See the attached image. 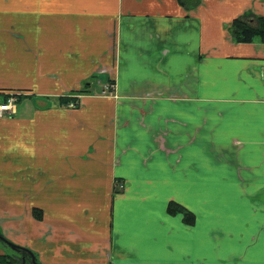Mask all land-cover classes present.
<instances>
[{
  "label": "crops",
  "instance_id": "1",
  "mask_svg": "<svg viewBox=\"0 0 264 264\" xmlns=\"http://www.w3.org/2000/svg\"><path fill=\"white\" fill-rule=\"evenodd\" d=\"M41 1L0 0V234L38 264H264V42L230 33L264 0Z\"/></svg>",
  "mask_w": 264,
  "mask_h": 264
},
{
  "label": "trees",
  "instance_id": "2",
  "mask_svg": "<svg viewBox=\"0 0 264 264\" xmlns=\"http://www.w3.org/2000/svg\"><path fill=\"white\" fill-rule=\"evenodd\" d=\"M178 2L182 6H187L193 3L192 0H178ZM256 22H257V26H253L252 23H250V21L246 19H239V18L234 19L231 23V28H230L232 39L237 43H251L255 40L264 42V18H258ZM8 99L9 98L5 99V101ZM168 213L170 215H174L175 213H182L185 216V220L187 222L189 221L190 218H192L189 212H187L185 209L173 203L169 204ZM34 214L37 218H39V214L37 211H35ZM21 252H22V256L25 257L24 264H31L29 259L33 255L24 249H21ZM15 263L16 260H13L12 257L9 255L0 256V264H15Z\"/></svg>",
  "mask_w": 264,
  "mask_h": 264
},
{
  "label": "built area",
  "instance_id": "3",
  "mask_svg": "<svg viewBox=\"0 0 264 264\" xmlns=\"http://www.w3.org/2000/svg\"><path fill=\"white\" fill-rule=\"evenodd\" d=\"M114 90L113 84H108L105 86L103 93L104 94H111ZM4 104L0 105V117L3 114H13L15 111V105L17 103V99L15 96L9 97L8 100L3 102Z\"/></svg>",
  "mask_w": 264,
  "mask_h": 264
},
{
  "label": "rangeland",
  "instance_id": "4",
  "mask_svg": "<svg viewBox=\"0 0 264 264\" xmlns=\"http://www.w3.org/2000/svg\"><path fill=\"white\" fill-rule=\"evenodd\" d=\"M41 2H43V0L41 1ZM14 4V3H13ZM11 12H14V11H10V13ZM8 19H10L9 20V23L10 22H12L13 24H16L17 25V23L19 22V20H21L22 19V17L21 16H10V18L8 17ZM107 86V85H106ZM96 88H100V85L98 84V85H96ZM103 91H104V88H103ZM17 99V98H16ZM18 101V100H17ZM4 104V103H3ZM2 105V104H1ZM16 106V105H15ZM69 106L71 107V108H74V107H76V103L75 102H71L70 104H69ZM0 250H3L4 251V253H6V254H14L8 247H6L1 241H0ZM16 258V257H15Z\"/></svg>",
  "mask_w": 264,
  "mask_h": 264
},
{
  "label": "flooded vegetation",
  "instance_id": "5",
  "mask_svg": "<svg viewBox=\"0 0 264 264\" xmlns=\"http://www.w3.org/2000/svg\"><path fill=\"white\" fill-rule=\"evenodd\" d=\"M6 247H8L2 240H0ZM9 248V247H8ZM10 249V248H9ZM11 250V249H10ZM14 254H6V253H4V251L3 250H0V256H5V255H9V256H11L12 257V259L13 260H16V263L15 264H21V262H22V259H24L25 260V257L24 256H22V252H21V250L20 251H13V250H11ZM14 257H16V258H14ZM29 261H30V263H31V258L29 259ZM37 263V262H36ZM32 264V263H31ZM38 264V263H37Z\"/></svg>",
  "mask_w": 264,
  "mask_h": 264
},
{
  "label": "water",
  "instance_id": "6",
  "mask_svg": "<svg viewBox=\"0 0 264 264\" xmlns=\"http://www.w3.org/2000/svg\"><path fill=\"white\" fill-rule=\"evenodd\" d=\"M0 240H2L13 251H16L17 252V251H20L22 249L21 247H19V246L15 245V244L9 242L8 240H6L1 234H0ZM24 263H25V260L22 259L21 264H24ZM31 263L32 264H37L35 262V259H34L33 256L31 257Z\"/></svg>",
  "mask_w": 264,
  "mask_h": 264
}]
</instances>
